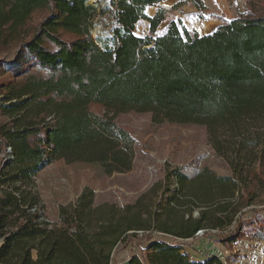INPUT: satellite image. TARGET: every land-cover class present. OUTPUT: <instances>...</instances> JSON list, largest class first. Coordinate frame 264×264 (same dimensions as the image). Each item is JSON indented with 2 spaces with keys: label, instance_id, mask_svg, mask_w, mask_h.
<instances>
[{
  "label": "trees",
  "instance_id": "obj_1",
  "mask_svg": "<svg viewBox=\"0 0 264 264\" xmlns=\"http://www.w3.org/2000/svg\"><path fill=\"white\" fill-rule=\"evenodd\" d=\"M164 1L113 0L109 47L94 37L98 12L88 0H0V54L17 44L26 57L0 66V264H111L119 245L141 244L140 232L148 244L128 264H223L217 256L193 262L184 244L149 232L186 241L199 230L231 228L221 242L241 240V220L258 194L252 187H264V9L223 18L203 36L180 20L157 34L165 15L145 8ZM190 1L202 9L201 0ZM142 20L150 36L141 38ZM131 111L151 113L157 125L206 126L234 175L206 169L162 206L153 194L126 207L96 205L90 192L60 207L59 223L47 221L34 178L54 160L130 172L133 140L116 117ZM9 147L14 160L5 163ZM201 181L214 189L198 191ZM194 207L199 218L186 219Z\"/></svg>",
  "mask_w": 264,
  "mask_h": 264
},
{
  "label": "rangeland",
  "instance_id": "obj_2",
  "mask_svg": "<svg viewBox=\"0 0 264 264\" xmlns=\"http://www.w3.org/2000/svg\"><path fill=\"white\" fill-rule=\"evenodd\" d=\"M201 1L202 9L197 8L190 0H165L155 6L146 7L145 11L150 17H155L159 12L164 13L165 18L157 34L164 33L172 20H180L187 30L203 36L210 32L207 27L211 22L221 24L223 18L233 20L245 17L252 11L260 13L264 9V0ZM112 2L113 0H88V4L97 8L98 15L94 21L93 32L101 46L112 47L113 44L110 42L115 8ZM42 16V13H38L36 18ZM135 33L141 38L150 36L149 22L142 20L136 25ZM25 59L20 46L12 44L0 54V66L18 65ZM38 71L46 73L43 69ZM116 118L118 127L129 133L133 140L135 148L133 168L128 173L107 175L102 166L97 164H68L64 160H54L47 164L34 178V192L40 197L39 211L50 223L56 224L61 221L60 207L71 206L83 194L89 195L90 192L92 198H95L96 205L111 203L126 207L137 202L143 195L153 194L152 196L158 199V205L162 206L169 204L179 192H187L189 186L206 169L215 176L234 175L231 162L227 156L217 153L206 126L169 122L157 125L153 122L151 113L135 111L120 114ZM233 155L229 157L231 161H236ZM254 168L258 172L263 169L259 166ZM241 176L245 177L244 171ZM209 184L204 183L205 187L198 191L213 190ZM252 188L258 191L252 211H264V187ZM157 210L160 211L159 208ZM183 210L188 208L185 207ZM190 216L199 218L200 209L194 207L191 213H185L186 219ZM149 233L153 234L156 240L167 238V234ZM145 236L143 232L139 233V238L143 239L141 244L133 238L129 245H119L114 263L124 264L134 254L142 255L148 244ZM255 236L262 238L264 233L259 231ZM171 241L175 245H187L185 240L173 238ZM3 243L0 240V248Z\"/></svg>",
  "mask_w": 264,
  "mask_h": 264
},
{
  "label": "crops",
  "instance_id": "obj_3",
  "mask_svg": "<svg viewBox=\"0 0 264 264\" xmlns=\"http://www.w3.org/2000/svg\"><path fill=\"white\" fill-rule=\"evenodd\" d=\"M219 25V22H211L210 26L207 27L210 29L207 34L214 32ZM263 212L255 210L245 212L241 220L244 223L245 231L237 244L226 246L221 242L219 236L208 233L203 237L188 240L184 250L190 254L192 261L197 263H203L210 257L217 256L223 264H264V237L255 236L259 231L264 233ZM166 236L167 238L162 240L175 245L171 241L173 238L169 235ZM130 259L131 257L124 264H128Z\"/></svg>",
  "mask_w": 264,
  "mask_h": 264
},
{
  "label": "built area",
  "instance_id": "obj_4",
  "mask_svg": "<svg viewBox=\"0 0 264 264\" xmlns=\"http://www.w3.org/2000/svg\"><path fill=\"white\" fill-rule=\"evenodd\" d=\"M7 153H6V160H7V163H9L10 161H13L14 160V156H13V151L11 150V148H7ZM231 229V228H230ZM230 229H224L223 231L221 230H212V229H208V230H199L193 238H198V237H203L205 235H207L208 233H212V234H215L217 236H223V234H226L230 231ZM181 240V239H180ZM192 240V239H190ZM188 241V240H186ZM111 264H115L114 262L111 263Z\"/></svg>",
  "mask_w": 264,
  "mask_h": 264
},
{
  "label": "water",
  "instance_id": "obj_5",
  "mask_svg": "<svg viewBox=\"0 0 264 264\" xmlns=\"http://www.w3.org/2000/svg\"><path fill=\"white\" fill-rule=\"evenodd\" d=\"M5 163H7V161Z\"/></svg>",
  "mask_w": 264,
  "mask_h": 264
}]
</instances>
